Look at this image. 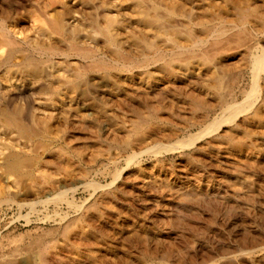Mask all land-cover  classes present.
<instances>
[{
	"label": "rangeland",
	"instance_id": "rangeland-1",
	"mask_svg": "<svg viewBox=\"0 0 264 264\" xmlns=\"http://www.w3.org/2000/svg\"><path fill=\"white\" fill-rule=\"evenodd\" d=\"M28 1L20 0L19 2V0H17V2L22 4L21 8L23 7L22 9H25L22 11L21 8H18V17L22 16L24 17V19L20 18L21 21H19L17 18L18 21H16L15 18L17 24L15 22L13 23L14 19L13 21H10V24L12 26L13 24L16 25V29L18 28L17 30H19L18 33L15 35L17 37L16 39L19 41H23L28 38L30 39L29 42L34 44L37 42H47L51 40L53 41V38L48 39L47 36H44L39 32L38 29H40V26L37 25H41L42 22H38V12H36L37 14L35 13L32 18L22 15L24 11L27 13L26 9L31 10L32 8V10H34L35 8L31 7L33 1ZM35 1L36 0H34V2ZM45 1L47 0H44V2ZM69 1H67V4L72 6L75 5L70 4L73 1ZM241 1L243 5V0ZM27 2L31 4L29 5ZM256 3L262 4L261 1H257L255 3L253 2L251 6H254V4ZM230 6H227V8L229 7L232 13V7ZM210 9L212 11V8ZM213 9L215 8L213 7ZM117 12L118 11L113 10L110 11V14H117ZM36 15L38 17H36ZM234 16L230 15V17L232 18ZM213 19L215 18L213 17ZM213 19L211 17L209 20L213 21ZM218 20L219 18L215 20V23H208L207 21L206 22L208 24L205 23L206 26H210V29L214 24H216L211 29L212 34L215 32L216 26V30L218 31V29L220 30L221 27L223 28L227 25L226 22L224 23L222 22V20H219L218 22ZM101 23L104 24L103 22ZM222 24H224V26ZM219 25L221 26L220 28H218ZM60 49L63 50V47H61ZM54 55H52L54 58L51 56L47 63H50L49 66L53 67L56 65L57 68H60V61L62 62L67 58L66 56H62L60 53ZM182 56L180 57L181 59H183ZM188 56L190 57V55ZM34 57L40 59L38 54H34ZM184 57L187 56L185 55ZM196 57H199V55H197ZM237 57L240 58V56H236L228 59V57L226 56L225 58H227L228 63L226 62V60L223 61L224 66L227 65L226 68H234L236 72L234 71V69L230 70L225 69L224 67L223 69L227 70L226 72L225 70L223 71V69L220 70L223 71V75L225 76L224 77L223 75H221L222 72L219 71L220 76H223L227 80V76L231 72H235L236 74L231 73L229 75V78L231 75H237L238 78H240L239 76H241L242 79H237V82H240L236 83V86H234V89H232L235 92L237 91L236 89L239 88L238 86H245L248 82V79L250 78V69L248 66L249 63L247 62L248 60L238 59ZM109 59L110 58H108V61H106L107 65L108 63H110L109 67L115 66L116 62H114L113 60L111 61ZM64 64L66 65V62L64 63L63 61V66H65ZM119 65L120 67L123 66V64L121 65V63H119ZM122 68L125 70V74H129L130 71L132 73H137L135 72V69H130L127 67ZM212 68L214 67H211L210 69L208 68L209 70L203 69V73L201 72L200 75H193L190 78L186 77V75L183 77V79L178 80H167L165 78L168 82L166 80H164L163 82L161 81L163 83L162 86L157 83L161 88H163V90H165L164 92L161 91V88L159 89V86L155 82L151 84V87L153 86V90L151 87L149 89V91L151 92H149L148 90L147 92H144L142 90H138L136 92V84L139 82V85L140 81H124L120 84H116V80L119 78L114 79L113 77H111L112 81L115 80L116 82L110 85L112 81H110L111 78L109 79L108 76L105 75L106 73L103 72L102 74H97L96 76L99 77L104 74L107 77L105 79H108L106 81L105 79H103V77H101L100 80L103 79L104 81L101 80L103 82H100L99 80L100 84H98V87L94 89L95 91L100 90L97 93L100 94L99 97L98 95L96 96L95 91L92 95L94 98V102L97 105L91 100H85L83 102L84 107H86H80V113L77 111V113L84 114L83 116L86 117L85 119H83L84 122L86 119L87 122H92L93 120L94 121L91 125V122H89V124L85 122L86 124L84 123V128L82 129H80L81 126L79 127L78 125H75L76 127H74L73 124L76 123V118L78 115H76L75 111L79 110V107L75 111H72L74 115L72 113V115H70V117L67 119V122H70V120L71 122L73 121L71 123L72 125L70 126V123L66 122V124L63 126L61 125V122L58 123L56 120L51 118V122L53 123L52 126L54 128H58L61 126L60 129L63 132L60 131V133H65V136L61 137L60 139L58 138L59 141L56 140V143H53V146L50 148L48 153L42 151V149L37 150L39 154V165L36 164L32 166L31 170L33 172L32 174L36 176V178H34V176H32V178L37 179L38 181H34L31 176H29V180L27 179V177H25V181H23L25 179L23 178L21 182L19 181L20 183H18L15 179L16 177L14 176V174L8 175L4 171L1 164L3 161L2 156L7 153L9 148L16 149L21 152H30L32 146L27 138L19 135L15 130L6 129L0 122V262L7 263L8 261L14 259L19 261L20 258V260H26L27 263H30L32 259H35V264H37L40 255H42V250H47V248H44L45 246L47 247L46 243H49L47 241L52 238L50 239L51 244L53 243L52 241L57 240V238H59V243H63V235L61 232H63L62 228L64 227L65 223L73 217L75 218L77 216L80 217L81 215H83L85 219L82 218L81 220H79L80 218H77L78 222L76 223L77 225L75 226V228H78V230H74L71 228L72 232L74 234H78V236L83 234L86 235V231L90 232V241L96 244L98 248L96 249V252H99L101 255L105 256V258L107 256L106 259H108L109 262L111 261V264H146V262L149 263L152 261L153 262L149 264H172V261L174 264H177L179 263L180 259L182 260L183 257H185V259L183 258L185 261H189L192 255H194V257H196L200 261L208 260L207 262H204L205 264H260L259 261H257L258 258L254 259V257L253 259L238 258L237 261H232V258L230 257L233 253L241 254L245 250H243V248L244 243H246L247 241L245 240L247 239V237L252 236V234H256L259 235L260 238L261 235H263L264 233V202L262 200H259L263 199L264 195H258L259 198L257 197L255 199L256 202H254L255 200L253 198L248 201L245 196L246 194L242 193V191L240 192V190H243L244 192V188H241L242 186L237 187L239 190L237 191V184H235V182L238 179H234L236 173H239L241 176L243 175L245 177L244 174L246 172L247 166L249 165V163L254 165L255 159L252 158L251 160H247L246 157H244V154L242 155V152H235L233 149L230 150L231 148L228 147L227 144L229 142L227 137L224 136L222 138H217L221 136V133H224L226 129L229 131H231V128L233 129L232 125L229 124L226 126L224 125L222 129L218 132L214 131L209 134L201 135L198 139L195 138L196 141L199 140L195 144L182 141V139L188 137L191 134H201L199 132L201 131V128L205 126L206 121L204 120V118L206 119V117H209L208 119H210L215 114L221 113V106L218 105L219 103H217V99L213 97V94H210L215 91V87L212 88L214 91L209 89V87H211L210 84L212 83L210 81L209 84V79L212 80L214 84V77L216 75L215 73L218 72L216 68H214L215 70ZM107 70L103 69V71L105 72L114 73L112 67V71L109 69ZM210 70L213 71L210 73ZM228 70L230 71V73ZM156 72L154 77L159 75L158 70H156ZM96 73H101V71L95 72L94 74ZM0 74L3 78L7 76V72L5 70H3V73L1 72ZM211 74L214 75L212 77L213 79L210 78ZM25 78L18 79L17 77V81L16 77H14L10 79L8 83L4 81L2 82L3 85H0V109L4 107L15 108L18 106L20 108H23L24 113H27V109H25L24 107L31 105L30 107L31 109H33L32 111H29L30 113H28V116L33 114L38 119H50L51 116L56 117L60 114L58 117H60L59 119H62L61 114L64 110H66L65 105H61L58 102H52L50 100L48 101L49 95L47 91H45V93H47L45 95V93H42L44 91L41 92L39 91V88H34L28 91V93L31 94H28V97H26V99L24 100L21 98H16L17 100H12L8 97L7 93L10 90H12V92L15 91L16 89L14 88L16 86L18 87V85L21 90L25 87L27 88L26 85L28 83L26 82ZM19 80L21 83H19ZM170 81H173V86L172 82L170 83ZM165 82H167L168 84L170 83L171 85L166 86ZM206 82L208 83L207 85ZM204 84L206 86L207 91L204 88ZM99 85L102 89L99 88ZM163 86H166V88H164ZM207 86L211 92L207 89ZM200 88L202 89V92ZM157 89L159 90V92H161L162 96H165H163L164 98L160 94H158L159 92H157ZM198 89L200 90L201 94ZM120 90H123L125 93L127 91V93L125 94L123 91ZM186 90L188 91V94L185 93ZM221 90H225V94L228 88H222ZM133 92L135 93L136 97L134 95L133 97H131ZM207 92L210 93L207 94ZM192 93L194 96L192 95ZM115 94H118L119 97H117ZM127 94H131V96L129 95V97L131 98H129ZM204 94L208 96L211 95L212 97H206ZM94 95L96 97H94ZM114 96H116L117 98ZM159 96H161V98H159ZM229 96L230 95L226 96L227 99H230ZM176 97L179 100V103H175ZM183 97L186 98L184 99ZM205 97L206 99H215V101H212L213 99H209L210 101H212V107L208 108L210 111L207 109V106L205 107V105L204 107L206 110L204 109V107L202 109L203 105L198 106L199 108L197 107L196 103L200 102L199 104H201L202 102H204ZM189 98L191 100H194V98H196V101L194 100L196 103H190L193 102V100L190 101ZM163 99L166 100L164 101ZM169 99L171 100L169 101ZM188 99L189 103L187 102V104L185 105V100L188 101ZM28 100L30 101L29 105L27 104ZM161 101L163 102V104H161ZM171 101L173 102L172 104L167 103ZM180 101H182V103ZM97 102L100 103V106L104 104L105 108L102 106L100 109V106ZM165 104H169L171 106L167 105L165 107L163 106ZM188 104H190V106H188ZM191 104L193 105L191 106ZM194 104L196 107H194ZM215 104L217 106H215ZM147 105H151L152 107H149ZM96 106H99L100 111L102 110V112L104 111L105 113H100L99 115H102L99 116L98 112H95L97 110ZM176 106L177 108L175 109ZM92 107H95L96 109H93ZM147 107L152 109H147ZM179 107H182V109ZM218 107H220V109ZM158 108L162 111V113H160V110L158 112H155V110H158ZM165 108L169 109L166 110ZM183 108L186 110H184ZM210 108H212L213 111ZM145 109L149 112H146ZM164 109L165 112L163 111ZM198 109H202L201 111H199L202 115H204V118L202 115V117L199 118L200 114L199 111H197ZM144 110L148 114L144 113ZM174 110H177V113H173ZM85 111L86 113H88L87 116L85 114ZM169 111L172 112L170 113ZM137 112L139 116H137ZM134 113L137 115L135 116ZM150 113L151 115H153V113L154 115L156 113H160L159 116H162V119H160L159 116L156 118H152ZM197 113L199 116L196 115ZM176 114L178 115L176 116ZM140 115H143L146 118L143 116L141 117ZM148 115H150V117H147ZM138 118L145 122V127H143L145 128L144 130L143 128H139V123L141 122H138L140 121ZM146 119L148 120L145 121ZM250 120L251 122L254 121V119ZM250 120L248 118V122H250ZM120 122H123V125ZM146 122H148V124H153L148 125ZM251 122L249 124L244 123L243 127H245L246 129L242 127L241 131L242 129H245V131L243 130L244 132H246V130L247 132L248 130L251 131L252 128L255 126L253 128L254 131L252 130L253 133L251 131L252 134L248 132L251 136L253 134L254 135L252 137L250 136V138L248 135L247 138L249 140L246 138V136L244 139H247L249 143L251 142L250 139L253 143L257 142V147L260 145L261 142V146L259 148L264 149V145H262L264 126L259 127V125L261 124L258 123V121L256 120L254 122H257V125L254 124V122ZM126 123L127 127L125 125ZM146 124L150 127H147ZM119 125L120 127H123V129H119ZM151 125H153V127ZM249 125L252 126L249 127ZM115 126H117V129H119L120 131L117 130ZM146 127L147 129L149 128V132L151 131L152 133H149L148 130V134L145 133ZM164 127L165 129H163ZM173 127L175 128L172 129ZM130 128L131 130H133L130 131ZM169 128L170 132H173V134H170ZM174 130L176 133L174 132ZM126 131L128 132V135ZM261 131L263 134L261 133ZM116 132L117 134H115ZM132 132L133 134H131ZM140 132H144V134ZM165 132L167 133V136L164 135ZM168 132L170 134V137L168 136ZM235 132H238L239 136L241 135L240 133H242L240 131L233 130V136ZM135 133H139V136L135 135ZM238 133H236L235 135H237ZM129 136L131 137V140L129 139ZM239 136H235V138L237 137L236 139H238ZM258 136L262 138H259ZM142 137H145V139ZM243 137L241 136L239 139H241L240 141H244L246 143L247 141L242 140ZM138 138L141 140L144 139V141H140ZM128 141H131L132 144L128 143ZM224 141L226 143H224ZM156 143L169 145L170 147L162 149V151L158 153L147 151L148 148L153 147ZM243 147H241L242 150ZM52 148L53 151L56 150V153L54 152L56 155H54L53 151L51 150ZM60 148L62 149L60 150ZM58 150L60 151L59 154H61L62 151L65 150L66 152L64 153L67 154L66 156H69L70 154L71 160L69 159L68 163H66V160L70 156L64 159L63 157L65 154L63 153L59 155L60 157L62 156L63 159L58 157ZM50 151L51 154L49 153ZM134 152L138 154L135 157L132 155ZM255 154H258V152ZM131 155L133 157L129 158ZM232 155H237V159L234 158L235 156ZM40 156L42 159L40 158ZM47 159L52 162L55 168L51 165L50 161V163L47 162ZM42 161L45 164H43ZM40 162L42 165H44L43 167ZM48 163L49 166L51 165L50 168L48 166ZM237 165L240 168H243L238 170ZM35 166H40L41 169L36 167L37 169H39L37 170L35 169ZM56 166H60V169H57ZM33 169L35 170V172ZM36 170L38 171V173ZM40 170L42 173L43 170L45 172H48L46 173L48 179L46 175L44 176L42 175V173H39ZM65 170L66 172L68 170L71 171V175L68 176V173H70L68 171L67 177L66 173L64 172ZM240 171L242 172V174ZM40 175H42V177ZM49 175H51V177ZM72 175L74 177H72L71 179ZM49 177L51 180L50 183H48L49 181H47L49 180ZM38 178H42L44 181L46 180V183H43L44 181L42 180V182ZM30 179H32L33 181ZM62 183L65 184V186H61ZM54 184L58 186H54ZM234 184L236 185L235 187ZM29 185L32 186L31 190L28 189ZM52 187H54L53 189L55 190H53ZM26 189L30 190L27 194L24 193ZM195 192H205V195L202 196V199L200 198V200H196V198L193 197ZM207 193L208 195H206ZM50 197H60L58 199L61 200L48 201ZM30 202H33V204H35L34 208H30ZM189 204L190 206H188ZM86 219H90V221H86ZM79 221L83 222L80 223ZM92 227H94V231ZM76 231H78V233H76ZM260 231H262L263 233ZM50 244L49 246H51ZM180 244H183V246L185 245L184 247L181 245L185 250L180 246ZM179 246L183 250L181 248H178ZM232 247L236 248L237 252H235L236 249L232 250ZM239 247H241L240 250ZM149 251L153 252V257L151 255V257L149 258L150 261H146L144 263L143 260L146 259L144 257L146 256L148 258L150 256V254L148 256L147 253ZM177 252L182 253L181 256H179V260L176 261L170 259V254H177ZM71 255L72 257H74V253ZM103 256L100 259L103 260V262H107L108 260L104 259ZM223 257L225 260L223 259ZM201 258L204 260H202ZM227 258L230 259L228 260ZM73 259V262H75L74 264H79L78 258L75 257ZM174 261L177 263H175Z\"/></svg>",
	"mask_w": 264,
	"mask_h": 264
},
{
	"label": "bare ground",
	"instance_id": "bare-ground-1",
	"mask_svg": "<svg viewBox=\"0 0 264 264\" xmlns=\"http://www.w3.org/2000/svg\"><path fill=\"white\" fill-rule=\"evenodd\" d=\"M26 1H28V0H26ZM32 1H33V3L32 4L30 3L31 7H35V8L37 7V8L36 9L34 8V10H32V8H31V10L26 9L27 13L24 11L25 13L23 12V14L22 13L21 14L24 16H28V17L32 18V16L36 12H38L39 17L37 15H36V17L39 18L38 22L39 21L42 22L41 25H37V26H40V29H38L39 32L42 35L47 36L48 39L53 38V41L51 40V41H47V42H37L34 44V43L29 42L30 39H28L27 37H25L27 39H25L23 41L17 40L16 39L17 37L15 35L18 33L19 30H17L18 28L16 29V27H15L16 25L13 24V26H12L10 24V21H13V19H14L13 23L15 22L17 24L16 21H18V20L21 21L20 18L24 19V17H22V16L18 17V14H19L18 8H21L22 4L19 3L20 0H19V2H17V0L16 1L15 0H0V51H1V53H0V73L1 72L3 73V70H5L7 72V76L4 78L0 74V82H1L0 85L2 84L3 81L8 83V81H10V79H12L14 77H16L17 81L20 78L22 79V78L27 77V78H25L26 82L28 83L26 85L27 88L25 87L21 90V88H19V85L17 84L18 87L16 86L14 88V89H16L15 91L12 92V90H10L12 92L11 93L8 90L9 92L7 94H8L9 98H11L12 100L13 99L15 100L16 98L17 99L21 98L24 100V99H26V97H28V94H31V93H28V91H30L34 88L35 89L39 88V91H41V92L44 91V92H42L43 94L45 93V91H47V93L49 95V98L47 97L48 101L50 100L52 102H58L61 105L63 104V105H65L66 110H64L63 113L61 114L62 119H59L60 117H58L60 114L58 116L55 115L58 118L51 116L50 119H43V118L38 119L33 114L28 116V113H30L29 111H32V109H33V108L31 109V107H30L31 105H29V103H30L29 100L27 101V104L29 106L24 107L25 109H27V113L26 112L24 113L23 108H20L18 106L15 108L14 107L13 108L12 107L11 108L10 107H4V108L0 109V122L2 123V125L6 129L15 130L19 135L27 138L30 141V144L32 146L30 152H21V151H18L16 149L9 148L7 153H5L4 156H2L3 161L1 164H2L4 171L8 175L14 174V176L16 177L15 179L17 180L18 183H20L21 180L25 177H27V179L29 180V176H31V178H32V176H34V174H32L33 172L31 170L32 169L31 167L39 163V154H38L37 150L42 149V151L48 153L50 148L53 146V143L54 142L56 143V140H58V138L60 139L61 137L65 136V133H63V134L60 133V131L63 132L60 129L61 126L58 128H56V127L54 128L52 126V124H53L51 122L52 119L56 120L58 123L61 122V125L64 126L67 122V119L70 117V115H72V113H73L72 111H75L79 107V110L75 111L76 115L77 114L78 115L76 118L77 119L76 123L73 124L74 127H76L75 125H78L79 127L81 126L80 129H82V128H84L83 125L85 122L88 124H89V122H91V121L87 122V119L85 120V122L83 121V119H85L86 117L83 116L84 114H79L80 113L79 112L80 107H82V106L84 107L83 101H85V100L86 101L91 100L92 102H94V98L92 96L93 92L95 91L94 89L96 87H98V84H100V82L104 81L103 79L107 78L106 76H108L109 79L111 77H113L114 79L119 78L116 80L117 81L116 84H118V83L120 84L124 81L125 82H131V81L133 82L134 80L140 81V84H139L140 86L138 85V83H139L138 82L136 84L135 91L137 92L138 90L139 91L142 90L144 92H147V90L149 91L151 84L153 82H155L156 84L158 83L159 85L162 86L163 85L162 82L166 79L167 80L183 79V77L185 75H186V77L190 78L193 75H200L201 72L203 73V69L207 70L208 68L210 69L211 67H214L218 70V72L215 73L217 76L215 75V77H214V84H213V81L209 79V84H210V81L212 82L210 84L211 87H209V89L213 90L212 88L215 87V89H214L215 91L213 90L214 92L212 91L213 93H210L211 91L208 89V86H207V89L210 91V92H207V94H209V93L213 94V97L217 99L216 101H217V103H219L218 105L221 106V113L218 112L219 114H215L210 119H208L209 117L208 118L206 117L207 116V114H206V116H205L206 119H205L204 115H202L200 111L203 109L204 105H205V107L207 106V109L209 107H212L211 103H212V101H215V99H213V98H212L213 100L210 99L212 96L210 95L211 96L210 97L206 94H204V95L206 97L207 96L210 97L209 99L212 101H210L208 98H207L208 99L207 100L205 97L204 102L201 101L202 103L199 104L200 102H198V103L195 102L196 98H194L195 101L192 99L193 102H190V103H196L197 107L203 105L201 110L200 109L197 110V111L200 110L199 111L200 116L198 115V113L196 115H198L199 118L203 116L204 120H206L205 126L203 128H201V131L199 130L200 131L199 133H201L200 135H198V134L192 135L191 134L188 137H185L184 139H182V141L195 144V143H197V141H199V140L196 141V139L200 138L201 135L209 134V133L214 132V131L218 132L222 129V127L224 125L225 126L228 124L232 125L233 129L231 128V131L226 129L227 131L225 130L226 132L225 131H224V133L222 132L221 133L222 135L217 137V138H222L224 136L227 137L228 141H229L227 144H228V147L231 148L230 150L233 149L235 152H237V151H239L240 153L242 152V155L244 154V157H246L247 160H251L252 158L255 159V161L253 160L254 165L249 163L247 168L245 167L246 168V172L244 174L245 177L243 175L241 176L239 173L235 174L234 179H236V180L238 179V180L237 181L235 180L237 182V183L235 182V184H237V186L234 184V187L236 186V188H237V187L242 186L241 188L242 189L244 188V192H243V190H240V192L242 191V193L246 194L245 196H246V199L248 201L251 198H253L254 200L257 197L259 198L258 195H261V194L264 195V163H263L264 162V152H263L264 149L259 148L261 146V142H260V145L257 147L256 146L257 142L253 143L251 139H250V141L252 143L251 142L249 143L247 141V139H248L247 136L249 135V138L251 136L248 132L251 133V131L253 130V128L255 126L252 128V130L250 129L251 131L248 130V132H247V130H246V132H244L246 128L243 127L244 123L249 124L251 122L250 119H254V121L255 120L258 121V123L261 124V125H259V127L264 126V9H263L264 8V0H254V1L243 0V5L241 3L242 2L241 0H71L73 2L70 4H75L73 6L67 4V1H69V0H47L45 2H44V0H36L35 2H34V0H32ZM257 1H261L262 4L256 3V4H254V6H251L253 2L255 3ZM28 2H30V0ZM227 6L232 7L231 8L232 13H231V10L229 9V7L227 8ZM213 7L215 9H213ZM210 8H212V11ZM23 10H25V9H22V11ZM113 10L118 11L117 14H113V13L110 14V11H113ZM213 10H215V11H213ZM230 15L231 16L235 15V16L232 18V17H230ZM211 17H212V19H213V17L215 18V19H213L214 22L212 20H211L212 22L209 20ZM15 18H16V21H15ZM17 18H18V20H17ZM217 18H219L220 21L222 20V22H224V23L226 22L227 25L224 26V24H222L224 26L222 28L220 26L221 25V23H220V25L218 26V28L221 27L220 30L218 29V31H217L216 30L217 26H216L215 32L212 34L211 29L216 24H214L211 29H210V26H206V24L215 23V20ZM219 20H218V22H219ZM101 22H103L104 24H102ZM210 25H212V24H210ZM47 37H46V39H47ZM160 40H162V41H160ZM61 47H63V50L60 49ZM57 53L58 54L60 53L62 56H64V57L66 56V58H67L66 60H63L64 63L66 62V65L64 64L65 66H63V61L62 62L60 61V63H59L60 68H57L56 65L53 67L49 66L50 63L49 64L47 63L49 61L50 57L54 54H57ZM169 53H171V54H169ZM34 54H38L40 59L34 57ZM168 54H169V56H168ZM182 55H184V56L186 55L188 58L184 57ZM188 55H190V57ZM197 55H199V57H196ZM181 56L183 59L180 58ZM226 56L228 57V59H230L232 57L240 56V58H238V57L237 58L243 59V60H248L247 62L249 63L248 66L250 69V78L248 79V82L246 83L245 86L240 85V86H238L239 87L238 89H236V87H235V89L237 90L236 92L232 89H234V86H236L235 85L236 83L240 82V81L239 82H237V81L240 80L241 76L238 75L240 77V78H238L237 75H231L229 78V75L232 72L230 73V71L228 70L230 73L229 75L227 73L228 80L224 78L225 76L223 75V71L225 69H230V67L226 68L227 65L224 66V63H223L224 60H226V62L228 63L227 58H225ZM53 58H51V59H53ZM108 58H110L109 60H111V61L113 60L114 62H116L115 66H111L114 73L103 71V69L111 70V67H109L110 63H108V65L106 63V61H108L107 60ZM119 63H121V65L123 64L122 67L135 69V72H137V73H134V72L132 73L130 71L129 74L128 73L125 74L126 73L125 70L122 67H120ZM61 64H62V66H61ZM229 64H231V63H229ZM229 64H228V66H229ZM246 64H244V65H246ZM224 67H225V69H223ZM214 68H212V69H214ZM222 69H223V71H220ZM233 69L234 68H232L230 70H233ZM156 70H158V72H159V75H158L159 77L158 76L154 77ZM98 71H101V73L94 74L95 72H98ZM212 71L213 70H210V73ZM219 71L222 72L221 75H223L224 77L220 76ZM226 71L227 70H225V72ZM234 71L236 72L235 69H234ZM238 71H240V70H238ZM103 72L106 73L105 74L106 76L103 74L101 76V77H103V79H101L103 81H101L100 80L101 77L96 76V75L102 74ZM235 72H233V73H235ZM218 73H219V75H218ZM211 75H210V78H212L214 76L213 74H211ZM17 77H18V79H17ZM243 78H245V77H243ZM99 80H100V82H99ZM110 81H112V78L110 79ZM116 81L115 80L112 81L110 83V85ZM167 82H165L166 86H170L171 82H172V86H173V81H170L169 84ZM19 83H21L20 80H19ZM207 84L208 83L206 82V85ZM212 84H213V86H212ZM166 86L165 87L163 86V87L166 88ZM224 87L226 89L228 88V90H227V92H225V94H224L225 90H221L222 88L225 89ZM99 88H101L100 85H99ZM160 88L161 87L159 86V89ZM204 88L206 90L205 84H204ZM161 89H162L161 91H163V92L165 91V90H163V88H161ZM152 90H153V88H152ZM99 91L98 90L95 91L96 96L98 95V97L100 95V94H97ZM120 91H123V90H120ZM188 91H189V89H188ZM188 91L186 90V92L185 91L184 92L187 93ZM190 91H192V90H190ZM195 91H193V92H195ZM149 92H151V91H149ZM157 92H159V90ZM199 92H200V90H199ZM201 92H202V89H201ZM201 92H200V94H201ZM47 93H45V95ZM126 93H127V91H126ZM203 93H205V92H203ZM158 94H160L162 96L161 92H159ZM115 95L117 97H119L118 94H115ZM129 95L131 96V94H129ZM129 95H128V97H129ZM133 95L136 97L134 92H133L131 97H133ZM192 95H193V93H192ZM197 95H198V93H197ZM197 95H195V96H197ZM228 95H230L229 96L230 99H227L226 96H228ZM96 96L94 95V97H96ZM116 96H114V97H116ZM161 96H159V98H161ZM191 96H189V97H191ZM122 97H123V95H122ZM131 97H129V98H131ZM178 98H179V96H178ZM171 99H169V101ZM189 99H188V101L185 100V102H186L185 105L187 104V102L189 103ZM118 100H119V98H118ZM163 100L165 101L166 99H163ZM177 100L178 99L176 97V102H175V100H174V102L179 103V100H178V102H177ZM192 100L190 99V101H192ZM182 101H180V102L182 103ZM167 103L172 104L173 102L171 101V102H167ZM181 103H180V106H181ZM161 104H163V102ZM213 104H214V102H213ZM55 105H57V104H55ZM98 105L100 106V103H98ZM167 105H169V104H167ZM167 105L165 104L163 106L166 107ZM174 105H176V104H174ZM192 105L193 104H191V106ZM99 106L98 107L96 106L97 110L95 111V112H98V115L100 113L104 112V111L102 112V110L100 111L101 107L102 106L104 107V104L102 106H100V109H99ZM147 106L152 107L151 105H147ZM169 106H171V105H169ZM188 106H190V104H188ZM215 106H217V105L215 104ZM194 107H196L195 104H194ZM205 107H204V109H205ZM96 108L94 107L93 109H96ZM176 108H177V106L175 107V109ZM179 108L182 109V107H179ZM218 108L220 109V107H218ZM25 109H24V111H25ZM136 109H134V110H136ZM139 109H141V108H139ZM147 109H152V108L147 107ZM165 109L163 110L164 112H165ZM167 109H169V108H167ZM196 109H195V111H196ZM210 109L212 110V108H210ZM219 109H217V110H219ZM145 110H144V113L149 112L147 110L145 112ZM159 110L160 109L158 108V110H155V112L156 111L158 112ZM184 110H186V109H184ZM190 110H191V108H190ZM192 110H194V109H192ZM77 111L79 113H77ZM105 111H106V109H105ZM142 111H143V109H142ZM152 111H154V110H152ZM169 112L171 113L172 111H169ZM175 112L177 113V110H174L173 113H175ZM160 113H162V111ZM160 113H156L155 115H154V113H153V115H151V113H150V115L152 116V118H156L160 115ZM173 113H172V116H173ZM85 114L87 116L88 113H86V111H85ZM108 114H111V113H108ZM137 114H138V112H137ZM137 114L134 113L135 116ZM146 114H148V113H146ZM203 114H205V113H203ZM73 115H74V113H73ZM101 115H99V116H101ZM150 115H148L147 117H150ZM177 115L178 114H176V116ZM47 116H49V115H47ZM137 116H139V114ZM140 116L142 117L143 115H140ZM143 117H145V116H143ZM194 117H195V115H194ZM159 118L162 119V116L161 117L159 116ZM248 118H249L250 122H248ZM138 119L140 120L138 122H141V123H139V128L142 129L143 127H145L144 126L145 122L142 121L140 118H138ZM143 120H144V118H143ZM147 120L148 119H146L145 121H147ZM254 121H252V122H254ZM72 122L70 120V122H67V123H70L69 124V126H70V125H72L71 124ZM92 122L90 123V125L92 124ZM120 123H122V125H123V122H120ZM128 123H129V121H128ZM146 123L148 124V122H146ZM256 123L254 122V124H256ZM147 124H146V126H147ZM150 124H153V123H149L148 125H150ZM125 125L127 127V123ZM151 126L153 127V125H151ZM250 126H252V125H249V127ZM66 127H68V126H66ZM115 127L117 129V126H115ZM128 127H130V126H128ZM147 127H150V126H147ZM147 127H146L145 133H147V130H148V132L150 130L149 128L147 129ZM242 127L245 128V129H242V131L244 130L243 131L244 134L241 131ZM112 128H114V127H112ZM120 128L123 129V127H120V125H119V129ZM131 128H130V131L133 130V129L131 130ZM174 128L175 127H173L172 129H174ZM119 129H117V130H119ZM144 129L145 128H143V130ZM163 129H165V127ZM228 129H229V127H228ZM256 129H257V127H256ZM152 130H154V129H152ZM166 130H167V128H166ZM233 130H235V131L237 130V131H240L242 133H240L241 135L239 136V133L235 132V134L236 133H238V134L237 135L234 134V136H233V133H232ZM260 130H261V128H260ZM124 131H123V133H124ZM158 131H157V133H158ZM253 131H252V133H253ZM133 132L131 134H133ZM136 132H137V130H136ZM153 132H156V131H153ZM169 132H170V128H169ZM169 132H168V136L171 133L173 134V132H170V134H169ZM174 132H175V130H174ZM140 133L144 134V132H140ZM149 133H152V132L150 131ZM245 133H247V134H245ZM261 133H262V131H261ZM115 134H117V132ZM129 134H130V132H129ZM147 134H145V135H147ZM166 134L167 133L165 132L164 135L167 136ZM127 135H128V132H127ZM135 135L139 136V133L138 134L135 133ZM235 136H237V137L239 136V138L241 136L242 137L244 136L242 140H245L244 138L246 136L247 139L245 141H247L248 143L247 142L245 143L244 141H240L241 139H239V138L236 139L237 137L235 138ZM262 137H263V139H262L263 144L262 145H264V135ZM262 137H259V138H262ZM142 138L145 139V137H142ZM129 139L131 140V137ZM129 139H126V140H129ZM144 139L143 140L139 139V140L144 141ZM63 140H66V139H63ZM222 140H224V139H222ZM194 141H196V142H194ZM122 143H124V142H122ZM128 143L132 144L131 141L130 142L128 141ZM224 143H226V142L224 141ZM257 145H258V143H257ZM59 146H61V145H59ZM57 147H58V145H57ZM127 147H128V144H127ZM169 147H170L169 145H163L161 143L160 144L156 143V144H154L153 147L148 148L147 151L158 153V152H161L162 149H166ZM241 147H243V150L241 149ZM61 149L62 148H60V150ZM262 149H263V151H262ZM51 150L53 151V148ZM55 151H53V153ZM64 152H66V151L65 150L62 151V153L65 154L63 158L64 159L68 158L70 156V154L68 153L69 156H66L67 154ZM257 152H258V154H255ZM49 153L51 154V151ZM55 153H54V155H56ZM59 153H60V151L57 152L58 157H60L59 155L62 154V153L61 154H59ZM132 155L135 157L138 154H136L134 152ZM132 155L129 158H132L133 157ZM232 156H235V155H232ZM236 156L234 158H236ZM40 158H41V156H40ZM45 158H47V157H45ZM60 158H62V156ZM69 159L71 160V156L66 160L67 162L65 160L64 161L66 163H68ZM49 161L50 160H48L47 162H49ZM42 163H43V161H42ZM49 163H48V166H49ZM40 164H41V162H40ZM43 164H45V163H43ZM51 165L53 166L52 162H51ZM51 165L49 166V168L51 167ZM40 166L39 167L35 166V169H37L36 167L41 169ZM43 166L44 165H42V167ZM59 167H57V169ZM241 168H243V167H241ZM241 168L238 166L237 169L239 170ZM37 170H39V169H37ZM34 172H35V170H34ZM44 172L45 171L43 170V173ZM64 172L66 173V176L68 174H69L68 176L71 175V171H69L70 173H68V174H67L66 170ZM37 173H38V171H37ZM39 173H42L41 170ZM43 173H42V175L45 176L46 173H48V172H45L44 174ZM241 174H242V172H241ZM42 175H40V176L42 177ZM40 176H39V178H40ZM49 176L51 177V175H49ZM50 177H49V180H47V181H49L48 183H50V181H51ZM72 177H74V176L72 175L71 179H72ZM242 177H244V178H242ZM34 178H36V176H34ZM32 179H30V180H32ZM47 179H48V176H47ZM25 180H26V178L23 181H25ZM33 180L38 181L37 179H33ZM39 180L42 181L43 179L41 178ZM45 181L43 183H46ZM233 183H234V180H233ZM54 186H58V185L54 184ZM61 186H65V184L62 183ZM31 188H32V186L29 185L28 189L31 190ZM53 188L54 187H52V189ZM233 189H235V188H233ZM30 190L26 189V191H24V193L27 194ZM53 190H55V189H53ZM234 191H236V190H234ZM237 191H239L238 188H237ZM49 192H50V190H49ZM203 195H205V192H203V193L195 192L193 197L196 198V200H200V198L201 199L203 198L202 197ZM206 195H208V193ZM58 198H60V197H57V198H51L50 197L48 199V201L49 200L50 201L61 200ZM231 198H232V196H231ZM263 199H259V200H262L264 202ZM6 200H8V199H6ZM254 202H256V200ZM30 203H29L30 208H34L35 204H33V202L31 204ZM188 206H190V204ZM77 218H80L79 220H81L82 218L85 219L83 217V215H81L80 217L79 216H77L75 218L73 217L68 222H66L64 227L62 228L63 232H61L63 235V237H62L63 243H59V241H58L59 238H57V240L52 241L53 243L50 244V242H51L50 239H52V238H50L47 241L49 243H46L47 247L46 246L44 247L45 249L47 248V250H42V252H41L42 255H40V258H39V261L37 262V264H74L75 262H73V260H74L73 258H75V257L79 259V260L77 259L79 264H107V263L111 264V261L109 262V260L106 259L107 256L105 258V256L101 255L99 252H96V249H98V248H97L96 244H94L90 241L91 240L90 239L91 237L89 238L90 232L86 231V235L82 233L83 235H79V236H78V234H74L72 232V229L78 230V228H75V226L77 225L76 223L78 222ZM87 220L90 221V219H86V221ZM81 222H83V221H81ZM263 223H264V221H263ZM93 228L94 227H92V229ZM93 231H94V229H93ZM260 232H262V231H260ZM76 233H78V231H76ZM245 240H247V241H246V243H244V248L241 246L243 248V250L244 249L245 250L241 254H235L232 252L233 254L230 256L232 258L231 260L237 261L238 258L239 259H241V258H244V259L245 258H252L253 259V257H254V259H256V258L259 259V260L257 259V261H259L260 264H264V233H263V235H261L260 238H259V235H256V234L253 235L252 234V236L247 237V239H245ZM49 244L51 246H49ZM181 245L183 246V244H180V246ZM180 246L178 248L182 247V246L181 247ZM241 247H239V250L241 249ZM232 248H233L232 250L236 249L234 247H232ZM235 252H237V249L235 250ZM73 253H74V257H72V255H71ZM147 253H148V256H149V254H150V256L148 258L146 256L145 257L143 256L144 258L147 259V260L146 259L143 260L144 263L146 261H150L149 258L151 257V255L153 257V254H152L153 252L149 251ZM181 254H182L181 252H177V254L171 253L170 259L177 261V260H179V256H181ZM98 255L99 256L101 255V256L99 257ZM104 255H106V254H104ZM102 256L104 257V259H106L108 261L103 262V260L100 259ZM168 257H169V255H168ZM183 258L185 259V257H183ZM183 258H182V260H184ZM223 259H224V257H223ZM110 260H111V258H110ZM182 260L180 259L179 263H177L175 261L174 262L177 264H203L205 261L206 262L208 261V260H204V259H202L204 261H200L196 257H194V255H192L190 257L189 261H185V260L182 261ZM25 261L20 260V258H19V261L14 259V260L8 261L7 263L0 262V264H35L36 263L35 259H32V261L30 263H27V261L26 262ZM152 262H149V263H152ZM149 263L146 262V264H149ZM172 264H174L173 261H172ZM209 264H211V263H209Z\"/></svg>",
	"mask_w": 264,
	"mask_h": 264
}]
</instances>
